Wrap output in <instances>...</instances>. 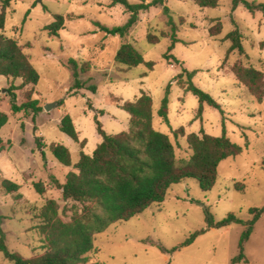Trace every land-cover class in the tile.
Wrapping results in <instances>:
<instances>
[{
  "label": "rangeland",
  "instance_id": "374dc122",
  "mask_svg": "<svg viewBox=\"0 0 264 264\" xmlns=\"http://www.w3.org/2000/svg\"><path fill=\"white\" fill-rule=\"evenodd\" d=\"M162 1L179 29L178 42L171 52V28L162 7L141 12L137 25L121 38L96 27L97 23L110 28L124 26L131 18L122 5L113 7L109 0H13L0 36L16 39L39 73L33 98L43 111L36 122L32 114H14L9 92L18 88L13 94L21 105L33 88L20 89L22 80L0 76V111L9 117L0 131L4 142V150H0V228L11 252L26 259L44 252L38 217L48 201L57 202L66 223L82 213L81 204L63 200L54 180L65 184L82 152L92 156L103 142L96 118L108 135L129 131L131 117L122 105L136 102L145 93L153 99L155 130L169 136L179 161L189 160L193 154L187 143L191 134H225L242 147L243 153L220 164L211 191L204 192L197 180L188 179L173 186L164 203L96 235V249L89 255L88 264H232L239 255L242 235L254 219L251 210L264 208V99L259 102L251 96L231 69L242 63L264 74V16L251 14L243 5L233 11L234 0H220L215 9L200 8L193 0ZM245 1L264 4V0ZM56 15L65 18V28L59 37H52L45 29L54 23ZM218 21L222 33L212 37L210 30ZM235 30L243 35L245 54L236 50L226 60L232 46L227 37ZM162 33L168 37L155 46L149 43V34ZM124 44H132L146 63H155L153 70L146 64L129 69L117 63L116 55ZM166 55L172 60L168 61ZM70 60L78 64V82ZM188 73H195L192 83L220 104L223 112L204 105L202 117L197 118L200 103L186 91ZM169 87L167 124L158 111ZM48 105L53 107L49 111ZM67 115L80 142H87L84 149L60 130ZM181 128L185 136L176 137L174 132ZM37 137L42 150L37 147ZM52 145L69 149L72 167L55 158ZM4 179L20 185L19 193L8 194L1 185ZM38 183L46 186L45 194L34 189ZM207 211L215 224L231 214L242 224L211 228ZM252 230L244 246L245 259L236 264H264V215ZM202 232L192 245L184 246L192 235ZM0 264L13 263L0 252Z\"/></svg>",
  "mask_w": 264,
  "mask_h": 264
},
{
  "label": "trees",
  "instance_id": "16d2710c",
  "mask_svg": "<svg viewBox=\"0 0 264 264\" xmlns=\"http://www.w3.org/2000/svg\"><path fill=\"white\" fill-rule=\"evenodd\" d=\"M109 1L113 7L122 5L131 14V18L124 26L114 28L97 23L96 27L101 32L114 37H127L131 29L139 22L141 12H147L153 7H162L171 28L172 46L169 52L175 48L179 29L171 16V10L163 5L162 0L151 3L141 0L139 4H131L128 0ZM0 2V29L4 30L7 11L13 0H0ZM193 2L200 8L215 9L220 5V0H193ZM241 5L253 15L261 13L264 16V4L234 0L233 11ZM65 22L63 16L56 15L54 23L47 26L45 31H48L52 37H59L60 32L65 28ZM222 30V23L218 21V25L211 28L210 34L212 37L220 36ZM167 37L166 33L159 36L149 34L147 39L151 45L155 46ZM227 39L231 40L232 46L226 60L236 50L241 55L245 54L242 44L243 35L239 30L232 32ZM261 46L264 48V42ZM165 57L168 61L172 60L170 55ZM116 62L129 69L146 64L153 70L155 66L153 62L146 63L144 57L132 44H124L120 48L116 55ZM69 64L73 67L74 77L78 82V64L75 60H70ZM231 70L238 82L248 89L251 96L262 102L264 99L263 72L245 67L242 63L235 64ZM194 75L195 73L187 74L189 83L186 91L199 100L197 118L202 117L204 105L222 111L220 104L192 83ZM0 76L22 80L20 89L33 88L27 91L25 102L21 105L13 94V91L18 88L13 87L9 96L14 114L24 113L27 116L32 114L36 122V117L43 111L40 102L33 98L34 88L40 81V75L17 40L4 35L0 36ZM78 87L79 85H76V88ZM169 94L170 87L158 111V116L167 124H170ZM153 107L152 97L145 93L134 103H124L122 109L131 117L130 127L129 131L117 135H108L102 123L96 118L98 133L102 136L103 142L92 156L82 152L79 162L74 166V171L68 174L65 184L57 180L53 182L54 186L62 192L64 201L73 200L83 206L82 213L76 214L70 222L66 223L59 215L57 202L48 201L38 217L41 220L38 230L44 237V252L30 259L9 250L5 234L0 228V252L6 260L13 264H88L89 255L96 249L94 245L96 235L104 233L111 225L130 221L155 204L164 203L169 190L188 179L197 180L204 192L211 191L217 183L220 164L243 153L242 147L233 143L225 134L222 137L191 134L187 137V143L193 154L189 160L179 161L169 136L155 130ZM8 122V115L0 111V131ZM60 130L84 149L87 142H80L79 133L69 115L62 119ZM174 134L176 137L185 136L184 128L175 131ZM39 140L40 138L37 137V147L42 150ZM0 150H4V142L1 138ZM51 152L62 165L72 167V156L68 148L63 145H52ZM1 185L8 194H17L21 190L20 185L7 179H4ZM34 189L40 195L46 193V186L43 183L35 184ZM206 213L207 222L211 228L220 229L232 224H242L234 214L215 224L210 212ZM251 214L254 215V219L242 235L239 244L240 253L233 259L232 264L245 259L244 246L251 238L253 225L264 215V208L252 209ZM202 234L203 232L192 235L184 246L192 245ZM162 250L167 252L163 248Z\"/></svg>",
  "mask_w": 264,
  "mask_h": 264
},
{
  "label": "water",
  "instance_id": "95a60500",
  "mask_svg": "<svg viewBox=\"0 0 264 264\" xmlns=\"http://www.w3.org/2000/svg\"><path fill=\"white\" fill-rule=\"evenodd\" d=\"M40 2H42V0H40ZM53 107H51L50 105H48L47 107H46V110L47 111H49L50 109H52Z\"/></svg>",
  "mask_w": 264,
  "mask_h": 264
},
{
  "label": "crops",
  "instance_id": "0c3cea01",
  "mask_svg": "<svg viewBox=\"0 0 264 264\" xmlns=\"http://www.w3.org/2000/svg\"><path fill=\"white\" fill-rule=\"evenodd\" d=\"M258 14V13H257Z\"/></svg>",
  "mask_w": 264,
  "mask_h": 264
}]
</instances>
